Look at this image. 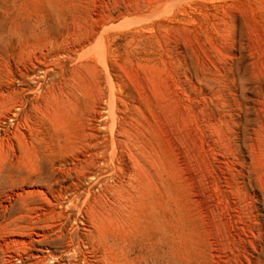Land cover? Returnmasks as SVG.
<instances>
[{
    "label": "rangeland",
    "instance_id": "rangeland-1",
    "mask_svg": "<svg viewBox=\"0 0 264 264\" xmlns=\"http://www.w3.org/2000/svg\"><path fill=\"white\" fill-rule=\"evenodd\" d=\"M104 242L264 264V0H0V264Z\"/></svg>",
    "mask_w": 264,
    "mask_h": 264
},
{
    "label": "bare ground",
    "instance_id": "bare-ground-1",
    "mask_svg": "<svg viewBox=\"0 0 264 264\" xmlns=\"http://www.w3.org/2000/svg\"><path fill=\"white\" fill-rule=\"evenodd\" d=\"M125 225V224H124ZM123 227V226H121ZM125 227V226H124ZM123 227V228H124ZM129 228V227H128ZM132 229V228H130ZM129 229V230H130ZM99 231V229H98ZM101 231V230H100ZM123 232V231H122ZM95 234V233H94ZM99 234V233H98ZM111 235V234H110ZM114 235V234H113ZM97 236V235H96ZM99 236V235H98ZM101 237V236H99ZM103 237V236H102ZM101 237V238H102ZM105 240V239H104ZM106 241V240H105ZM107 243V242H106ZM104 242V244L102 245V249H103V253L108 257V261L109 264H138V259L139 256L136 254V252L132 249H126V248H122L125 247V245L128 246V244L123 243L124 245L121 247H116L114 246V244L110 243V244H106ZM132 243V242H131ZM130 244V243H129ZM134 244V243H133ZM132 245V244H131ZM120 246V245H119ZM129 247V246H128ZM134 247V246H133ZM132 248V246H131ZM101 249V250H102ZM136 249V248H135ZM112 258V261H111Z\"/></svg>",
    "mask_w": 264,
    "mask_h": 264
}]
</instances>
